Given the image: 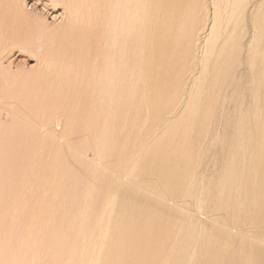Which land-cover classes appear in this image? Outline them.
<instances>
[{"label":"bare ground","instance_id":"1","mask_svg":"<svg viewBox=\"0 0 264 264\" xmlns=\"http://www.w3.org/2000/svg\"><path fill=\"white\" fill-rule=\"evenodd\" d=\"M0 261L264 264V0H0Z\"/></svg>","mask_w":264,"mask_h":264},{"label":"rangeland","instance_id":"2","mask_svg":"<svg viewBox=\"0 0 264 264\" xmlns=\"http://www.w3.org/2000/svg\"><path fill=\"white\" fill-rule=\"evenodd\" d=\"M19 54H20V53H19ZM19 54L17 53L15 57H16L17 59H22L24 56H20ZM17 55H18V57H17ZM20 57H22V58H20ZM26 64H27V66H31V65H32V63L29 62V61L26 62ZM2 116H3L4 118L6 117L5 114H3ZM16 161H19V160L17 159ZM0 263H1V261H0ZM1 264H3V262H2ZM7 264H9V263H7Z\"/></svg>","mask_w":264,"mask_h":264}]
</instances>
